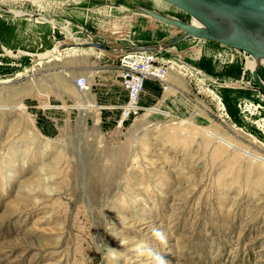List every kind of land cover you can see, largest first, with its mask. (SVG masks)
Returning a JSON list of instances; mask_svg holds the SVG:
<instances>
[{
  "label": "rangeland",
  "instance_id": "1",
  "mask_svg": "<svg viewBox=\"0 0 264 264\" xmlns=\"http://www.w3.org/2000/svg\"><path fill=\"white\" fill-rule=\"evenodd\" d=\"M162 3L0 0L1 18L29 22L35 34L32 50L0 39V53L12 54L0 55V264H264V164L242 153L264 156V97L251 78L253 58L240 52L234 59L245 72L241 83L196 66L200 51L214 56L228 47L193 39L162 50L166 89L142 100L159 113L120 124V105L98 102L95 77L117 74L123 52L55 55L56 42L123 49L152 30L165 34L139 7L189 21ZM45 50L51 58L42 57ZM95 52L100 62L88 56ZM258 76L264 86V65ZM83 102L96 107L81 122L76 105Z\"/></svg>",
  "mask_w": 264,
  "mask_h": 264
},
{
  "label": "water",
  "instance_id": "2",
  "mask_svg": "<svg viewBox=\"0 0 264 264\" xmlns=\"http://www.w3.org/2000/svg\"><path fill=\"white\" fill-rule=\"evenodd\" d=\"M161 1L189 16V21L184 22L154 10L139 7V10L150 18L181 32L165 45L166 47L129 45L125 49H115L90 41L69 44L56 42L53 48L58 53L74 48H94L101 51L123 52L125 55L169 50L171 46L179 41L197 39L212 41L224 47L242 51L252 58L264 59V0ZM190 21H194L196 24L193 25ZM42 54V57L47 59L51 55V51L45 50ZM258 68L251 71V78L256 84L255 89L264 97V86L259 79Z\"/></svg>",
  "mask_w": 264,
  "mask_h": 264
},
{
  "label": "crops",
  "instance_id": "3",
  "mask_svg": "<svg viewBox=\"0 0 264 264\" xmlns=\"http://www.w3.org/2000/svg\"><path fill=\"white\" fill-rule=\"evenodd\" d=\"M118 6H119V8L122 7V5H120V4ZM84 10H86V9H84ZM24 23L26 24L27 29H24V28L21 27L22 24H24ZM24 23H22V22H14V21L13 22H9V20H5V19L0 17V39H5L7 37H11L13 41H17V43H19V44H20V42L23 43V45L27 44L26 46H23V47H25L26 49L32 50V45L34 44V41H35V39H34L35 34L32 33L31 30L29 29L30 28L29 26H31V24L29 22H24ZM165 27H167V28H165V34L163 33L161 35V37L158 35V32L156 30H154V31L152 30L150 32L152 34H149L150 36H148L149 38L146 37V38H144L142 40H139L136 43H134V45L135 46H165V43H164L163 40H164V37L167 34H169V35L171 34L172 35L171 39L169 41H167L169 43L173 38L177 37L181 33L179 31L178 34H172L171 31H175L176 28H172V27H169V26H166V25H165ZM155 31H156V35L154 33ZM46 32L47 31H45V34H46ZM32 34H34V35L32 36ZM53 37H55V36H53L51 34V31H50V32H47V34L45 36V39L52 41ZM38 39H39V46L43 45V43H46V40L43 41L41 36ZM32 40H33V42H32ZM187 41L190 42V40L179 41L175 45L171 46L169 50H164V51L165 52H169V51L175 50V49H177V46L180 43H184V42H187ZM209 42L212 43V41H209ZM193 43H195V42H193ZM216 44H218V43H216ZM127 46H129V45L128 44L122 45L123 49H125ZM111 47L115 48V49L119 48V47H113V46H111ZM209 48H212V47H209ZM1 49H5V48L1 47ZM76 49H79V48H76ZM85 49L91 50V49H94V48H85ZM70 50H64V51H62L60 53H64L65 51H70ZM75 50H71V51L73 52ZM214 50L221 51V50H223V47L222 48H215ZM98 51H101V50H98ZM102 52H106L108 54H113V53H117L118 51L112 50V51H102ZM2 54L12 55L8 51H4V53H0V55H2ZM153 54L157 58L163 59L162 50L154 52ZM92 55H94L93 61L94 62H98L99 61L98 58H97L98 54L96 52H95V54H92V53L88 54L89 57H91ZM212 57L216 60L215 55L212 56V52L211 53H210V51L206 52L205 50L200 51V54H198L196 56V58H195L196 66L199 69H202V71L205 69L206 66H208V65L212 66V69H214V71L216 73L215 75H221V77H224L226 79L235 80V81L240 80V82L242 83V81L245 78V76H244L245 72L240 68L239 62L237 60H234L233 62L228 63L227 66H223L225 68L222 71L223 67L217 65L215 63V60ZM49 58H51V56H49L47 59H49ZM93 61L91 59H89V62H93ZM205 71L206 72L208 71V67H206ZM172 77H174V76H172V75L169 76V82L172 79ZM95 78H96L95 80L97 82V84H96L97 85L96 86L97 89L96 90L98 92V96H100L99 97L100 100L99 101L97 100V101L102 104V107L106 108L107 106H109L112 103L115 104L116 106L120 105V107H121V105H123L126 102V92L123 90V88H122V86L120 84V80L118 78V75L116 73H114V74L113 73H109V72L108 73H99ZM156 88H157V93L160 92L161 87H160V85L157 82H155L153 80H147L145 82L144 91L140 95V99H139V104L141 106H143V107L146 106L144 104V102L142 101L143 99L146 98V95L149 94L150 99L151 100L153 99V97H154L153 90H156ZM114 90L118 91V99H117V101H115L113 99V97H112V91H114ZM230 91H232V90H229V92ZM229 94H230L229 96H232L235 99H239V94H238L237 91L230 92ZM119 113H120V111H119ZM119 113H118V118H119ZM241 128H244V127H241Z\"/></svg>",
  "mask_w": 264,
  "mask_h": 264
},
{
  "label": "built area",
  "instance_id": "4",
  "mask_svg": "<svg viewBox=\"0 0 264 264\" xmlns=\"http://www.w3.org/2000/svg\"><path fill=\"white\" fill-rule=\"evenodd\" d=\"M69 25L72 24L69 23ZM240 52L242 51L226 48L217 52L215 57L223 63H229L239 57ZM243 57L247 56L243 55ZM168 64V61L157 58L153 53L125 54L120 58L117 75L126 92V102L121 106L118 118L120 124L148 111L149 108L139 104L140 95L144 91L147 80L157 82L162 90L166 89ZM244 107V104L240 106L241 111H247Z\"/></svg>",
  "mask_w": 264,
  "mask_h": 264
},
{
  "label": "bare ground",
  "instance_id": "5",
  "mask_svg": "<svg viewBox=\"0 0 264 264\" xmlns=\"http://www.w3.org/2000/svg\"><path fill=\"white\" fill-rule=\"evenodd\" d=\"M154 2V5L156 7V9H163L165 7V5L162 3L161 0H153ZM18 14V13H17ZM19 15V14H18ZM25 16V15H24ZM29 17V16H28ZM50 21V20H49ZM193 25L196 24L194 21H190ZM64 29V28H63ZM76 48L74 49H71V50H75ZM53 50V49H52ZM53 52V51H52ZM55 55L56 57H58L60 55V53L56 52L55 51ZM253 67L251 69V71L254 69V68H258L262 65H264V59L263 58H253ZM66 74V73H65ZM67 75V74H66ZM90 83V82H89ZM85 99V98H84ZM96 107V105L94 104H90V103H80L79 105H76V109L77 110H80L81 111V122L84 120V116L86 115V111L90 108H94ZM96 110V109H95ZM147 112H155V113H159L157 110H152L151 108L148 109ZM161 113V112H160ZM80 119V118H79ZM181 125L186 123L185 121H181L179 122ZM186 125V124H185ZM205 133L210 137V138H213L215 140V142L219 143V144H223L225 146H228L229 148L231 149H236L237 148L235 147V145L233 144H230L229 142H227L221 135H218L216 133H214L212 130H209V129H205L204 130ZM135 142V141H134ZM242 153H244L247 157L251 158L253 161H257V162H260L261 164H264V156L261 155V154H255V153H252V152H248V151H242Z\"/></svg>",
  "mask_w": 264,
  "mask_h": 264
}]
</instances>
